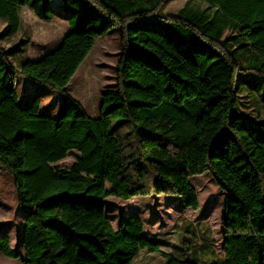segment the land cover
Instances as JSON below:
<instances>
[{
  "label": "trees",
  "instance_id": "obj_1",
  "mask_svg": "<svg viewBox=\"0 0 264 264\" xmlns=\"http://www.w3.org/2000/svg\"><path fill=\"white\" fill-rule=\"evenodd\" d=\"M168 1L60 0L70 32L59 48L38 60L16 49L14 64L0 46V166L15 181L20 208L29 212L22 264H133L143 251L161 254L166 264H201L193 240L165 252L139 216L116 230L107 201L168 196L198 211L191 179L206 173L226 195L225 257L212 264H264V146L235 125L242 113L238 85L258 80L264 90V0H189L164 17ZM51 4L0 0V41L18 36L24 8L52 22ZM115 29L122 47L118 83L101 94L93 118L68 88ZM149 44L199 69L194 97H164L148 67ZM20 76L63 94L57 116L42 113V97L26 108L19 104ZM72 152L74 164L58 166ZM0 253L22 257L8 234Z\"/></svg>",
  "mask_w": 264,
  "mask_h": 264
},
{
  "label": "rangeland",
  "instance_id": "obj_2",
  "mask_svg": "<svg viewBox=\"0 0 264 264\" xmlns=\"http://www.w3.org/2000/svg\"><path fill=\"white\" fill-rule=\"evenodd\" d=\"M189 0H169L162 16H175ZM51 7L56 13L52 22L39 20L35 13L24 8L21 11V31L13 39H1L0 46L10 50L12 61L18 64L20 57L37 60L60 47L70 32L68 13L61 7L60 0H52ZM5 23L0 20V34ZM16 49H23L19 57ZM148 67L158 76L160 87L167 100L182 102L197 93L200 73L189 60L176 61L153 44L148 46ZM121 34L118 29L100 40L91 52L68 90L85 107L88 114L99 117L101 94L117 86V71L120 60ZM254 80V78L250 77ZM245 79L244 74L240 76ZM260 81L254 85L239 84L242 113L235 120L238 127L247 128L252 136L264 146V90ZM19 104L26 108L37 97H42V113L57 116L63 106L64 96L48 86L18 77ZM77 153L59 163L70 168ZM191 183L199 194L200 209H187L176 197H144L131 201L111 198L107 201L108 217L116 230L132 216H139L145 225V233L163 242V251L175 252L183 247L184 240L194 241V252L201 264L216 263L225 257L224 212L226 195L220 190L210 173L196 176ZM29 212L19 206V198L13 177L0 166V239L8 234L12 247L21 254L15 260L0 253V264H22L26 259L24 230ZM195 232L193 237L187 229ZM187 232V233H186ZM193 251V250H192ZM133 264H166L159 253L141 252Z\"/></svg>",
  "mask_w": 264,
  "mask_h": 264
},
{
  "label": "crops",
  "instance_id": "obj_3",
  "mask_svg": "<svg viewBox=\"0 0 264 264\" xmlns=\"http://www.w3.org/2000/svg\"><path fill=\"white\" fill-rule=\"evenodd\" d=\"M107 36H108V35H107ZM107 36H105V37H104V38H102L101 40H103V39L107 38ZM99 42H100V41H99ZM99 42H98V43H99ZM37 60H38V59H37ZM60 110H61V109H60Z\"/></svg>",
  "mask_w": 264,
  "mask_h": 264
}]
</instances>
